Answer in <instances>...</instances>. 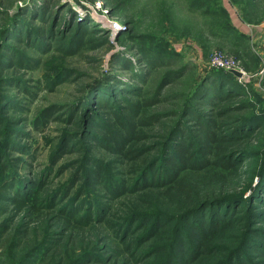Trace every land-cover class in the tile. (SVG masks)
I'll list each match as a JSON object with an SVG mask.
<instances>
[{"label":"trees","instance_id":"obj_1","mask_svg":"<svg viewBox=\"0 0 264 264\" xmlns=\"http://www.w3.org/2000/svg\"><path fill=\"white\" fill-rule=\"evenodd\" d=\"M36 1L10 16L0 31V70L12 60L8 54L20 56L19 44L36 49L35 41L45 44L52 40L80 46L86 37L91 42L98 33L99 28H88L92 22L89 18L77 21L69 4L45 0L37 5ZM193 5L201 9L208 6L206 0H195ZM223 9L227 19L232 20L230 9L226 5ZM64 10L70 14L65 19ZM147 39L141 37L139 51V62L147 64L146 69L137 70L130 61L136 78L133 82L107 73L89 84L76 105L78 111L66 116L68 124H72L80 114L77 122L84 127L79 137L84 143L78 147L77 138L63 137L46 168L32 177L18 171L21 162L27 164L25 157L21 158L24 155L12 156L15 151L30 153L31 146L19 140L28 135L24 120L9 121L5 116L9 97L4 90L12 79L0 75V116L8 123L0 120V210L5 211L6 206L20 211L46 208L39 207V200L49 207L54 203L52 211L60 205L55 213L62 221L81 227L109 225L118 241L125 244L124 252L128 257L135 255L139 263L264 264V160L256 184L251 182L247 191L237 195L201 197L194 182L198 178L212 182L219 173L236 170L239 164L234 152L243 141L264 133V112L253 113L246 88L233 73L222 69L192 84L183 99L174 95L182 102L166 110V94L184 78L186 65L179 69L171 66L177 53L161 41L153 45ZM51 112L46 109L39 114L32 129L45 130ZM56 112L60 110L54 109ZM102 112L110 114V121ZM236 112L245 115H233ZM163 117L168 121L159 124ZM154 125L167 129L161 136L153 135ZM151 136L159 139L150 142ZM95 147L114 157L105 160L93 154ZM75 150L83 151V158L69 178L56 181L59 174L63 176L71 168L63 164L56 170L61 157ZM54 171L52 181L57 186L42 199ZM126 199H142L144 205L128 204ZM161 201L175 205L178 212L169 214L158 208L165 206L157 205ZM122 205L127 207L123 208L128 210L127 215L116 216L114 211ZM239 221L245 225L237 226ZM233 228L243 230L237 242L230 247L217 246ZM60 241L56 233L45 237L18 264H43ZM221 251L218 259L215 254ZM116 253L122 256V252ZM96 255L81 256L73 264H87ZM109 259L111 256L101 257L105 263Z\"/></svg>","mask_w":264,"mask_h":264},{"label":"rangeland","instance_id":"obj_2","mask_svg":"<svg viewBox=\"0 0 264 264\" xmlns=\"http://www.w3.org/2000/svg\"><path fill=\"white\" fill-rule=\"evenodd\" d=\"M34 1L36 0H0V31L8 23L10 16L21 7L34 4ZM44 1L36 2L41 5ZM52 1L58 5L69 4L76 12L77 21L86 18L92 20L88 28H99V36L93 35L91 42L86 37L80 46L54 43L52 40L45 44L35 41L33 47H37L36 49L19 44V57L8 54L12 60L0 70L3 79H12L7 90H2L9 97V108L5 116L9 121L24 120L23 127L28 135L19 140L22 144L28 143L31 146L30 153L15 151L12 154L13 157L24 155L21 158L25 157L27 160V164L23 165L21 162L18 169L21 175H40L63 137L77 138L75 145L78 147L84 143L79 137L84 127L83 123L77 122L80 114L72 124H68L66 116L71 111H78L79 107L77 109L76 105L86 94L89 84L102 74L113 73L122 81L131 83L135 76L130 70V61L137 70L146 69L147 64L139 62L143 36L148 38L147 43L154 45L161 41L169 50L177 53L171 66L179 69L186 65L184 78L166 94L169 99V103L163 106L166 110L175 109L173 103L182 102L192 84L203 82L213 70L222 69L233 73L231 70L237 69L243 72L242 76L233 74L246 88L253 113L264 112V0H206L208 6L204 9L195 7V0ZM223 5L230 9L232 20L227 19ZM69 15V11L64 10V19ZM62 25L63 21L60 23ZM24 63H27L26 66H22ZM176 94L180 98L183 96L182 99L173 97ZM53 107L60 112L53 113ZM46 109H52V115L45 130H33V120ZM101 114L105 119L110 116L107 112ZM240 114L245 115L242 112L233 115ZM124 115L127 116L128 112ZM2 119L0 116V120ZM166 121L168 120L163 117L158 123ZM153 127V135L161 136L167 129L158 125ZM150 139L151 142L159 138L151 136ZM250 152L252 154H248ZM83 153L75 150L61 157L56 170L63 164L71 168L63 176L59 174L56 181L69 178L74 166L83 158ZM93 154L105 160L114 157L99 147L94 148ZM234 154V159H238L239 164L236 170L221 172L212 182H204L200 178L194 180L201 197L237 195L247 191L251 182L256 184L257 174L264 160V133L243 141ZM239 154L243 155L239 158ZM51 174L48 179L50 185L44 191L42 199L45 193L57 186L52 181L56 172ZM249 193L250 191L247 195ZM127 200L125 202L128 204L144 205L142 199L130 202ZM41 201H38L39 207H46L42 210L31 208L20 211L13 206H6L5 211L0 210V264H18L41 240L54 233L61 241L47 255L43 264H73L81 256L84 258L91 253L97 254V258L89 260L87 264H123L125 260L126 264L149 263H139L140 259H135V255L133 258L128 257L124 252L125 244L118 241L109 225L81 227L71 221H62L55 213L61 208L60 205L52 211L50 208H53L54 203L49 207ZM157 205H165L158 208L169 214L178 212L171 203L161 201ZM123 208L127 207L122 205L119 209L115 208L114 214L119 217L127 215L128 210L124 209V212ZM236 225L245 224L239 221ZM232 230L218 241L217 246L221 244L230 247L237 242L243 230ZM116 251L122 252V256ZM222 252L215 254L219 255L218 259ZM109 256L111 259L106 263L101 260V257Z\"/></svg>","mask_w":264,"mask_h":264},{"label":"water","instance_id":"obj_3","mask_svg":"<svg viewBox=\"0 0 264 264\" xmlns=\"http://www.w3.org/2000/svg\"><path fill=\"white\" fill-rule=\"evenodd\" d=\"M231 71H232L236 76H238V77H241L242 74H243L242 71H239V70H237V69H232Z\"/></svg>","mask_w":264,"mask_h":264},{"label":"built area","instance_id":"obj_4","mask_svg":"<svg viewBox=\"0 0 264 264\" xmlns=\"http://www.w3.org/2000/svg\"><path fill=\"white\" fill-rule=\"evenodd\" d=\"M219 64H220V63H219ZM220 65L224 67V65H223L222 63H221Z\"/></svg>","mask_w":264,"mask_h":264}]
</instances>
